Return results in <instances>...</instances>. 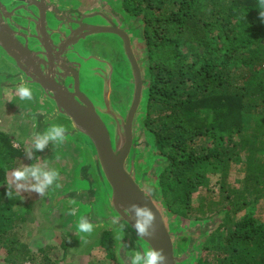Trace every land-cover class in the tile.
I'll return each instance as SVG.
<instances>
[{
  "label": "water",
  "instance_id": "water-1",
  "mask_svg": "<svg viewBox=\"0 0 264 264\" xmlns=\"http://www.w3.org/2000/svg\"><path fill=\"white\" fill-rule=\"evenodd\" d=\"M115 3L0 0V86L27 85L45 104L37 126L63 125L64 142L81 151L74 180L58 194L78 209V232L81 218L93 231H112L118 264H132L136 251L152 248L163 250V264H198L217 225L189 223L165 203L155 137L144 124L148 48ZM132 205L156 214L151 238L137 236Z\"/></svg>",
  "mask_w": 264,
  "mask_h": 264
},
{
  "label": "trees",
  "instance_id": "trees-1",
  "mask_svg": "<svg viewBox=\"0 0 264 264\" xmlns=\"http://www.w3.org/2000/svg\"><path fill=\"white\" fill-rule=\"evenodd\" d=\"M114 1L147 44L151 100L144 124L155 137L159 184L170 211L186 219L199 167L210 174L222 169L227 178L231 161L246 157L245 189H234V199L227 194L222 223L198 264H264V221L252 213L235 217L264 202V22L258 0ZM198 137L209 141L195 149ZM3 146L8 162L12 145ZM224 228V247H217ZM116 242L108 231L101 243L113 260Z\"/></svg>",
  "mask_w": 264,
  "mask_h": 264
},
{
  "label": "rangeland",
  "instance_id": "rangeland-1",
  "mask_svg": "<svg viewBox=\"0 0 264 264\" xmlns=\"http://www.w3.org/2000/svg\"><path fill=\"white\" fill-rule=\"evenodd\" d=\"M157 109H161L157 106ZM24 136L25 134L22 133ZM251 135L248 133V136ZM209 139L207 137H198L193 141L192 146L200 149L205 146ZM255 147L257 143L251 142ZM14 145L18 147V143ZM1 147L4 146L0 142ZM6 150V148H4ZM262 156V154H261ZM7 160V152H0V264H118L117 260L109 257V252L102 246V239L110 231L108 229H95L92 235L89 233L83 236H74L73 241L77 247H72L69 243V235L75 229V217L71 215L66 220L65 232L55 227L57 219L43 217V207L51 201V192L57 183H54L47 189L44 195L40 196L35 192H22L21 195H13L12 199L7 198L8 186L12 180V172L28 165V159L24 156H18ZM10 160V161H9ZM56 169L59 176L64 181L67 177L54 164L48 166ZM206 167L202 166L196 170L197 188L191 197V207L187 212L186 221L189 223L208 222L214 224L216 228L208 236L204 245L210 242V239L217 232L219 224L224 218L221 211L228 205L226 199L230 193L234 199L236 196L233 190L242 191L245 189L246 177V157L238 155L231 161L227 178L223 176V170L218 169L215 174L206 172ZM225 183V184H224ZM224 184V185H223ZM226 188V191L223 190ZM250 195V190L247 191ZM252 198V197H251ZM220 203V205H215ZM46 207V206H45ZM202 208L206 211L205 216L200 212ZM64 214L63 208L57 211L58 217ZM249 213L264 221V202L263 200L254 203L253 206L243 210L236 218H244ZM61 223V222H60ZM213 227V225H210ZM227 228L221 230L217 235V247H224L223 239L226 236ZM67 231V232H66ZM90 236V237H89ZM84 237L85 239H83ZM69 244L68 253L63 245ZM74 244V246H76ZM66 245V246H67ZM65 248V249H64ZM75 251L72 252V251Z\"/></svg>",
  "mask_w": 264,
  "mask_h": 264
},
{
  "label": "flooded vegetation",
  "instance_id": "flooded-vegetation-1",
  "mask_svg": "<svg viewBox=\"0 0 264 264\" xmlns=\"http://www.w3.org/2000/svg\"><path fill=\"white\" fill-rule=\"evenodd\" d=\"M1 70V67H0ZM32 92V99H21L17 93V89L4 88L0 86V142L1 144L12 145L8 150L14 154V158L18 156H26L28 159V165H55L60 168V171L65 174L66 179L64 181L59 176V179L55 181L56 185L51 192V201L43 207V217L57 219L56 226L58 230L65 232L66 220H69L71 215L76 217L78 215V209L65 203L64 199H58V194L66 190L69 184L74 180L75 172L79 166V157L81 151L75 147L69 146L63 142L60 144H54L50 142L43 151L34 150V136L35 134H42L47 127L37 126L41 123L40 116L43 115L45 110V104L40 101L38 96ZM24 133L25 136L22 134ZM18 143V147L14 143ZM31 157V158H30ZM63 208L64 214H55L59 209ZM61 222V223H60ZM76 222L74 223V226ZM77 226V225H76ZM105 228H100V230ZM67 232V231H66ZM108 232V231H106ZM94 233V231H93ZM91 233L90 236L93 234ZM79 234L83 236L86 233L78 232L75 229L70 232L69 243L72 247H77L74 236ZM106 234V233H105ZM89 236V237H90ZM85 239L84 237H82ZM74 244L76 246H74ZM67 245V244H66ZM63 245L68 253L69 244ZM64 248V249H65ZM72 252L75 253L73 250Z\"/></svg>",
  "mask_w": 264,
  "mask_h": 264
},
{
  "label": "clouds",
  "instance_id": "clouds-1",
  "mask_svg": "<svg viewBox=\"0 0 264 264\" xmlns=\"http://www.w3.org/2000/svg\"><path fill=\"white\" fill-rule=\"evenodd\" d=\"M259 19L264 22V0H258ZM17 93L21 99H32L31 89L27 85H21L17 88ZM67 128L63 125L54 124L45 130L42 134H35L34 136V150L43 151L50 142L54 144L63 143L66 139L65 133ZM31 158V157H30ZM12 180L8 186L7 198L12 199L13 195H21L22 192H35L40 196L44 195L49 187L59 179V172L44 165H23L21 168L15 169L12 174ZM57 187L59 185H56ZM131 209L135 212L136 222L134 228L139 238H151L154 235L153 228L156 214L147 206L140 207L132 205ZM125 225L121 224L118 230V238L121 240L124 237ZM78 228L80 232L91 234L94 226L87 222L85 218H81ZM152 228V231L149 229ZM167 257L163 255V250L157 251L152 248L147 251H136L132 256V264H163Z\"/></svg>",
  "mask_w": 264,
  "mask_h": 264
}]
</instances>
